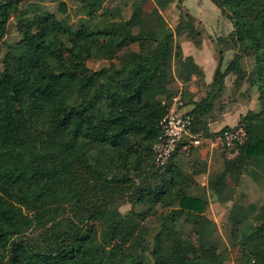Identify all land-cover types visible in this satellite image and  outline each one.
Returning a JSON list of instances; mask_svg holds the SVG:
<instances>
[{"label": "trees", "instance_id": "16d2710c", "mask_svg": "<svg viewBox=\"0 0 264 264\" xmlns=\"http://www.w3.org/2000/svg\"><path fill=\"white\" fill-rule=\"evenodd\" d=\"M27 1L0 0V41L12 17L21 32L8 45L0 74V264H228L216 246L185 256L166 222L148 240L147 214L117 208L119 199L149 209L174 206L167 213L173 221L205 212L199 181L177 164V155L145 171L173 102L172 64L179 61L188 80L202 71L193 57L176 50L171 31L160 32L146 0H134L127 20L78 28L38 3L32 5L39 12L25 23L19 13ZM78 1V13L93 19L107 0ZM171 1L157 4L166 8ZM213 2L232 21L230 38L240 53L224 71L219 61L210 83L217 91L193 102L194 130L216 136L228 128L211 132L206 119L227 75L243 77L244 56L253 59L250 86L261 101L260 111L240 117L248 138L212 180V191L222 194L229 179L238 186L246 172L264 175V0ZM67 10V0H59V11ZM92 58L110 64L92 69ZM156 179L161 183L154 185ZM233 208L232 234L250 244L248 263L264 264V211L248 221L241 203ZM34 229L39 239L30 235Z\"/></svg>", "mask_w": 264, "mask_h": 264}, {"label": "rangeland", "instance_id": "374dc122", "mask_svg": "<svg viewBox=\"0 0 264 264\" xmlns=\"http://www.w3.org/2000/svg\"><path fill=\"white\" fill-rule=\"evenodd\" d=\"M67 2L68 12L63 13L59 11V0H29L21 5L19 14L24 18L25 23H31L33 16L39 12L32 4L38 3L43 6L42 9L58 14L60 19H66L74 28H78L84 23H95L104 27L109 22L127 20L132 15L134 7V0H107L99 14L93 19H88L78 13L80 7L78 0H67ZM144 9L153 18L154 24L161 33L169 31L173 33L175 48L183 53V57L190 56L189 54L204 40L213 37L216 39V57L218 64L221 61L222 71L240 53L239 47L230 38V33L234 29L232 21L214 2L211 3V0H172L166 8H161L157 4V0H146ZM215 10L221 12L219 17L215 15ZM197 16H203L204 21L199 20ZM212 28L216 29L215 32L209 31ZM20 39L19 20L17 17H12L7 33L0 41V74L4 69L3 58L8 50V45L14 44ZM135 48L138 49V47ZM109 64L110 61L105 58H92L87 61V65L92 69H100ZM241 65L244 69L243 77L241 78V74L238 72L227 75L222 90L214 98V109L206 119L208 123L211 122V125L208 126L211 132L220 131L226 126L228 128L235 126L239 123L240 117L249 110L260 111L261 109L259 93L255 87L250 86L254 66L252 57L244 56L241 59ZM184 72L185 67L175 59L172 64L173 80L170 85L174 93L171 107L178 105L179 98H181L183 105H180V108L189 111L194 107L195 97L199 100L205 97L212 90V86L205 83L202 71L194 73L188 80H186ZM2 84L3 79L0 76V86ZM212 91L216 92L217 87ZM201 127L203 128V124ZM201 150H207L211 160H208V156H206L207 161L204 160L195 165V155L199 156ZM224 150L221 145L214 148L207 145L203 149H194L190 155L178 154L175 158L185 173L194 180L196 176L197 180L204 182V187L200 182L198 183L201 189L196 191L207 202L203 215H195L190 218L185 215L173 221L167 213L174 206L165 208L162 204H156L152 209H149V205L130 202L129 199L125 201L119 199L118 210L122 213H127L130 210L145 212L147 215L143 220V233L148 240L153 239L164 222L173 226L177 237L182 239L183 254L187 257L197 256L206 246H216L218 251L225 256L228 264H249L246 256L250 253L251 246L245 243L241 236L232 234L231 216L234 214L233 206L240 203L246 208L248 221H252L256 214L264 211L261 209L264 205V175L259 174L253 178L246 172L242 175L243 181L240 185L236 186L229 179L228 186L223 189L222 194L213 192L211 186L215 174L224 168L225 159L232 158L235 154ZM198 159L201 160L200 157ZM207 165H210V169L205 172ZM157 168L155 161L151 160L145 171L150 172L149 170ZM203 174L204 176H202ZM160 183L159 179L153 181L154 185ZM191 191L195 193V183ZM252 205L255 207L252 208ZM30 235L34 239H39L40 230L34 229Z\"/></svg>", "mask_w": 264, "mask_h": 264}, {"label": "built area", "instance_id": "2783aa9c", "mask_svg": "<svg viewBox=\"0 0 264 264\" xmlns=\"http://www.w3.org/2000/svg\"><path fill=\"white\" fill-rule=\"evenodd\" d=\"M179 100V104L172 106L162 119V134L153 145L157 166L167 164L175 155H190L194 149H203L207 145L210 148L221 145L233 153L235 146L242 145L247 140L248 133L244 123L226 128L216 136H204L196 132L194 116L180 108L183 102L181 98Z\"/></svg>", "mask_w": 264, "mask_h": 264}, {"label": "crops", "instance_id": "0c3cea01", "mask_svg": "<svg viewBox=\"0 0 264 264\" xmlns=\"http://www.w3.org/2000/svg\"><path fill=\"white\" fill-rule=\"evenodd\" d=\"M211 3H213L212 0H211ZM214 12H215V15H217V17H219L221 15V12L218 10H215ZM197 17L199 18V20L204 21L202 18L203 16H197ZM215 30L216 29L212 28V30H209V31L215 32ZM204 33H205V31H204ZM205 35H207V34L205 33ZM216 49H217L216 39L213 37V38H210L208 40L207 39L204 40L200 45H198V47L194 51H192V53L189 54L190 56L193 57L194 61L199 65V67L203 71V73H202L203 78H204L205 83H207V84H210L215 78V71H216V68L218 66V59L216 57V51H215ZM203 96H201V97H203ZM195 100H199V98L195 97ZM219 122H221V121H219ZM209 125H211V122L209 123ZM200 152H201V154H199V156L195 155V162H196L195 164H197L198 162L202 163V161H204V160L207 161L206 156H208V160H211V157L209 156V152L207 150H201ZM198 157H200L201 160L198 159ZM209 166L210 165H207L205 172H207L210 169ZM204 174L202 176H204ZM199 182L203 186L204 182H201V181H199Z\"/></svg>", "mask_w": 264, "mask_h": 264}]
</instances>
